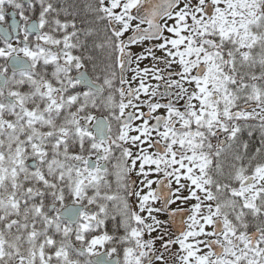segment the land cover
Wrapping results in <instances>:
<instances>
[{
    "label": "snow or ice",
    "instance_id": "obj_1",
    "mask_svg": "<svg viewBox=\"0 0 264 264\" xmlns=\"http://www.w3.org/2000/svg\"><path fill=\"white\" fill-rule=\"evenodd\" d=\"M0 264H264V0H0Z\"/></svg>",
    "mask_w": 264,
    "mask_h": 264
}]
</instances>
